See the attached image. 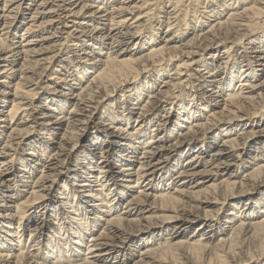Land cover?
Returning <instances> with one entry per match:
<instances>
[{
    "label": "bare ground",
    "instance_id": "6f19581e",
    "mask_svg": "<svg viewBox=\"0 0 264 264\" xmlns=\"http://www.w3.org/2000/svg\"><path fill=\"white\" fill-rule=\"evenodd\" d=\"M263 188L264 0H0V264L253 263Z\"/></svg>",
    "mask_w": 264,
    "mask_h": 264
},
{
    "label": "rangeland",
    "instance_id": "374dc122",
    "mask_svg": "<svg viewBox=\"0 0 264 264\" xmlns=\"http://www.w3.org/2000/svg\"><path fill=\"white\" fill-rule=\"evenodd\" d=\"M158 12H159V9H158ZM152 26H153V24H148L147 25V28H146V30H147V32H151V30H153L152 29ZM22 32V30H21V28H20V31H19V33H21ZM147 46H149V45H147ZM149 48V47H148ZM131 50V52L133 51L132 49H130ZM210 58V57H209ZM181 64H183V61L180 59V60H176V61H174V62H172V63H168V64H166L165 66H163V69L165 68V69H167L168 68V71L166 72V74H168L169 75V73L171 72V71H174L175 70V68L177 67V65H181ZM162 69H160V70H158V72L159 71H161ZM162 72V71H161ZM137 74L135 75V83H134V85H139V84H142V83H146V81L147 80H149V78H150V74H149V72H146V73H144V74H142V73H139L138 74V72H136ZM50 75V74H49ZM92 75L90 74V76H89V78L91 77ZM167 76V75H166ZM165 77V76H164ZM163 80V79H162ZM238 81H239V79H237L236 81H235V83H234V85L233 86H235L237 83H238ZM160 84H161V81L159 82ZM160 84H158V86L160 85ZM127 86H129V84L128 85H126V86H124L122 89H120V91H118V93L116 94V97H119V98H121L122 97V94L124 93V90L127 88ZM133 86V85H132ZM189 96V92H186L185 94H183V96H182V99L180 100V102L181 103H183V101H185L186 103H187V97ZM115 99H110L109 101H108V103H111V102H113ZM166 113V112H165ZM163 114H164V111H160V112H158V115H159V120H161L162 118H163ZM208 113L206 112L205 113V115H207ZM136 118V116H134L133 117V119L132 120H134ZM135 122L134 121H132V124H134ZM151 128L152 127H150V130H151ZM150 134H151V131H150ZM187 157V156H186ZM185 156L183 157V159H185L186 158ZM261 192H263L264 193V188L263 189H261ZM260 195H258V197H259ZM240 199H242V200H244V199H246L245 197H243V198H238V199H236L237 201H235L236 203L237 202H239L240 201ZM235 202H232V203H227V205H226V207L224 208V211H223V213H228L230 210H231V208H233V203H235ZM243 203V202H242ZM166 213H169V212H166ZM223 216V215H222ZM222 216H221V218H222ZM221 233H218L217 235H216V241H215V243H217L218 242V239L220 238V237H222L221 235H220ZM260 234V235H259ZM259 234H257V232L255 233V235L252 237V238H250L249 240L248 239H245V237L243 236V235H241V237H240V239L238 238V240L237 241H239V242H237L236 244H235V246L237 247V246H239L240 245V249L239 250H237V251H241V252H245L244 254H242V255H250L253 259H254V262L253 263H249V264H264V231L262 232V233H259ZM166 236L167 235H165V238H166ZM235 236L236 235H233V237H232V239H231V241L229 242V243H231V242H233L234 241V238H235ZM243 237V238H242ZM247 238V237H246ZM242 239V240H241ZM244 239V240H243ZM241 240V241H240ZM246 240H247V242H246ZM249 241V242H248ZM242 242H243V244H242ZM245 242V243H244ZM229 243H228V245L226 246V247H229L230 245H229ZM32 244H34V243H30L29 244V246L30 245H32ZM193 244H197V242H194ZM244 244H246V245H244ZM242 246V247H241ZM190 247V248H189ZM188 248L186 247H184V248H182L181 250H180V252L178 251V253H179V255L180 256H174V255H171V254H168V255H164V257H163V259L165 258L166 259V257H171V258H168L167 260H165L164 259V261H165V263L166 264H183V263H181L182 261L184 262V264H191V263H189V262H191V261H193L192 259H196L197 258V256H199L198 255V253H197V251L196 250H193V249H195L194 247H193V249H192V245L191 246H189ZM191 249H192V251H191ZM194 251V252H193ZM196 251V252H195ZM187 252V253H186ZM183 253V254H182ZM191 253V254H190ZM187 254V255H186ZM171 255V256H170ZM190 255V256H189ZM241 255V256H242ZM186 256V257H185ZM194 256H195V258H194ZM179 257H180V259H179ZM181 257H184V258H181ZM188 257V258H187ZM190 257V258H189ZM183 259V260H182ZM185 259V260H184ZM187 259V260H186ZM191 260V261H189V260ZM198 260V263L199 264H203V262H204V260L205 259H200L199 260V258H197ZM180 260V261H179ZM215 260H217V258H215ZM215 260H213V262H215ZM172 262V263H171ZM186 262V263H185Z\"/></svg>",
    "mask_w": 264,
    "mask_h": 264
}]
</instances>
